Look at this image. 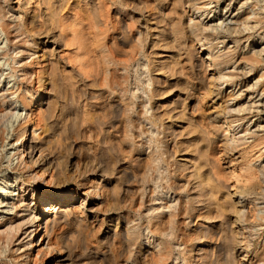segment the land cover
Masks as SVG:
<instances>
[{
  "label": "clouds",
  "instance_id": "obj_1",
  "mask_svg": "<svg viewBox=\"0 0 264 264\" xmlns=\"http://www.w3.org/2000/svg\"><path fill=\"white\" fill-rule=\"evenodd\" d=\"M238 3L248 25L240 34L264 33V0ZM189 8L200 10L193 0H176L167 14L132 0H0V170L24 179L55 170L77 198L87 189L88 199H105L120 223L98 240L84 215L87 200L81 203L58 234L69 264H264V130L241 131L239 120L218 126L210 114L196 121L180 108L173 125L188 126L177 132L152 111L160 65L147 50L150 22L172 29L177 42L169 46L188 56L189 82L207 83L209 67L236 63L234 47L216 50L209 64L192 63L191 47L178 41L203 43L210 30L195 19L182 23ZM130 12L140 13L135 27ZM129 49L134 55L121 64ZM13 138L25 141L23 157L8 143ZM229 169H242L238 183ZM205 218L221 222L219 236ZM29 239L17 232L0 264H32Z\"/></svg>",
  "mask_w": 264,
  "mask_h": 264
},
{
  "label": "rangeland",
  "instance_id": "obj_2",
  "mask_svg": "<svg viewBox=\"0 0 264 264\" xmlns=\"http://www.w3.org/2000/svg\"><path fill=\"white\" fill-rule=\"evenodd\" d=\"M141 2L144 3V5L149 9L150 12L152 6L155 5L159 12L167 14L172 11L173 4L176 3V0H165V2L160 3V5L156 4V0H150V2L149 0L133 1V3L135 4H140ZM184 2L188 3V0H184ZM193 2H198L201 9L199 11L196 10L192 11V9H187L186 11L190 13L189 14L190 16L191 13L193 12L192 17H194L195 20L199 19L203 23L207 24L208 29L210 31H206V32L209 34L208 36L210 37V40L202 39L203 43H205V45H203L202 48L200 46L199 41L193 44L192 43L193 38L187 35L185 36L184 39H180L178 43L184 44L186 47L187 46L191 47L194 53L192 59L193 64H196V62L200 61L201 57L202 58L207 57V51L209 45H212L214 47L213 50L214 52H216V50L225 51L229 48H233L237 46V50L236 52H234L236 63L227 64L221 70L223 72L226 71L225 73L233 74V79H230L226 76V78L224 79L225 81L223 80L221 81L220 84H218L219 96H214L215 93L214 91L215 88L217 87L216 79H215L217 73L215 72L216 70L215 68L209 67L206 73L207 83H201L200 80L189 82L190 77L182 74L184 73L185 69L188 67V63H187L188 56L182 55L177 47L169 46V45H173L174 42H177V37L174 35L172 29L170 27L165 28V25L163 24L157 26L155 23H150L148 24V27L151 28L152 32L150 36V47L147 50L148 51L154 50L153 53L154 57L156 59L157 64L160 65V67H158L157 71L154 73V79L158 81V83H155L152 86L153 88L152 111L154 113H157L159 117L166 118L164 120V125L165 127H168L170 124L173 125V117L177 115L174 109H180V107L182 108V106L184 108H187L188 110L186 115L190 114L191 117L194 116L193 117L194 120L201 121L205 114L215 115L223 111L221 109L222 108L224 109L225 106L232 108L233 110L231 113L236 114L237 113L236 111L238 109L247 107V104H250L253 101L251 106L252 107L251 113L248 114L245 119L240 121L238 127L240 128L241 131L242 130L244 131L245 128L247 129V131L256 130L257 132H259L260 130H264V103H263L264 102V62H263L264 53H261L259 56H257V59L260 61L258 63L259 65L256 64L254 69L251 70L248 74L243 73V71L247 70L248 68L247 66L246 69L244 70L241 68V66L244 64V62L241 60V57L243 55L246 54L251 55L254 49H258L264 46V39H262V37H264V33H260V34L251 33L249 34V37L247 36L248 33L246 32L243 33V35L235 34L233 36L224 34L223 31H225L227 27L226 25L227 20L231 17H234V15L235 16L240 15L237 12V8L239 7L238 0H231V3L230 0H195ZM207 4H211L212 7H207ZM181 11H182L181 9L176 10L177 16ZM16 14L18 15L19 12H17ZM139 15H140L139 12L129 14L130 19H128L127 21L129 27H135L133 21L136 18H138ZM187 16L188 15H185L183 17L182 23L187 24L189 20L188 18L190 17ZM149 20H151V16L149 17ZM143 23L144 21L142 20L141 24ZM243 36H247L248 38L244 39ZM217 42H221V43H217ZM128 53H129L128 55L118 58L121 64L126 65L128 63L131 56L134 55L133 49H129ZM176 58L178 59L177 60L178 63L174 64V60H176ZM204 61L205 64H209V58L205 59ZM107 75H108L107 71L101 74V78H100L101 86H104L108 83ZM5 87H7V84H5ZM204 91H207L206 94H203ZM177 94H181V96L183 97H180V100H177L176 97ZM225 100L228 102V104H226L227 102ZM239 114H241V111L239 112ZM187 126H188V121L186 120L178 121L175 125H173L175 131L177 132H183V129ZM8 143L16 144L17 148L20 149V155L23 157L22 155L23 153L21 152L22 147L20 145V139L16 141V139L13 138L12 140H9ZM3 148H4V137L2 135V132H0V150H3ZM12 151H13L12 148L8 149V152H12ZM187 157H188V153L186 150L185 158ZM41 171L42 170H39L38 173H41ZM241 172L242 169L239 170L229 169L228 179H230L233 184L238 183L239 180L242 178ZM46 173L48 172L46 171ZM51 173H48V175L47 174L43 175L45 182L44 184L46 185V188L50 187L46 183H48L47 181H49ZM90 175L92 176L93 179H99L94 174H90ZM20 177L23 178V174L19 171H14L11 168L0 170V201H2L3 199H7L6 201H9L8 205L6 206V209L4 208V212H0V222H3L11 215L12 207L10 205V202L17 197L16 193L20 192L21 194V191H19L18 188L20 187V181H21ZM30 183L33 184L34 180L31 179ZM67 183L68 181L65 179V184ZM24 186L28 187V188L26 187L23 194L25 196H28L29 206L31 207L33 206L40 209L42 207L40 205V202L31 200L30 196L32 195V187L27 183H25ZM72 187L74 188L75 185L73 184ZM42 189H45V186ZM67 189L71 190L70 188ZM41 191L42 190L39 189L38 192L36 193H40ZM86 193H87V189H84L78 193V196H80L84 200H87V204L85 205V209H84V215L87 218V222L90 223L94 228L95 227L97 228V225L99 224L98 222L102 223V230L100 232H96V233L94 232L96 238L98 240H101V233L102 231L105 232L107 230L108 223H111V227H114V225L117 224L120 227V223L116 219L117 213L108 211V202L105 199L99 197H93L91 199H88ZM141 203L142 201L137 200L136 208H140ZM2 210L3 208L0 207V211ZM254 218H255V213H253V219ZM197 219H199V217H197ZM204 222L207 225L214 227L217 230L216 233L217 236H219L218 235L219 229L221 227L220 221L205 219ZM59 227L57 228V230L63 228L61 224ZM32 229H34V227H29V229L27 228L25 230V233L23 234L19 233V235L24 236L25 234H29V232H31ZM29 237L30 239H34L31 238L30 234ZM17 239H19V237ZM8 246L9 243L7 241V238L0 236V250H3ZM12 246L15 247L14 242ZM93 247H95V245H93ZM51 255L52 254L48 253L45 250H41L38 252L37 246L35 244L31 248L32 264H50L48 261L52 258ZM84 261L85 260H83V262Z\"/></svg>",
  "mask_w": 264,
  "mask_h": 264
},
{
  "label": "bare ground",
  "instance_id": "obj_3",
  "mask_svg": "<svg viewBox=\"0 0 264 264\" xmlns=\"http://www.w3.org/2000/svg\"><path fill=\"white\" fill-rule=\"evenodd\" d=\"M193 1H195V0H193ZM149 2H150V0H149ZM163 6H165V5H163ZM189 9H191V8H189ZM192 11H193V9H192ZM192 14H193V12L191 13V16L188 15L190 17L188 18L189 20L187 23H189L190 21H192L194 19V17H192ZM18 15H20V13ZM197 21H199L200 24H202L205 29H208V26L206 23H203L199 19H197ZM226 25H227V27H226L225 31H223V32L225 35H229V36H233L235 34L238 35V34H240L241 29L248 27V25L243 24V18L240 15H236V16L234 15V17L229 18L227 20ZM230 33H232V34H230ZM208 35L209 34L207 32L204 33L203 38H201V39L210 40V37ZM247 36L249 37V33ZM199 43H200L201 48L203 47V45H205V43H201L200 41H199ZM234 49H235L234 52H236L237 46L234 47ZM213 50H214V47L212 45H209L208 51H207V57H205V58L201 57L200 61H198L196 63L205 64V61H204L205 59H208L209 57L215 55V52ZM226 51L227 50H225V51L223 50L220 52H226ZM261 53H264V46H262L261 48H258V49H254L252 51L251 55L246 54V55H243L241 57V60L244 62V64L242 63L243 65L241 66V68L244 70V69H246V66L248 67L247 70L243 71L244 74H248L251 70L254 69L255 65L260 62L257 59V56H259ZM165 54H167V53H165ZM129 57H128V59H129ZM224 58L227 59L228 57L225 56ZM177 60H178L177 58H176V60H174V64L178 63ZM263 62H264V59H263ZM221 70L222 69H219V70L216 69L215 70V72L217 73L216 78L220 77V76H223L224 78L223 79H216L215 78L217 87L215 88L214 96H219L218 84H220L221 81H223L226 78V76L230 79H233V74L225 73L226 71L223 72ZM109 77H110V74L108 72L107 82L109 81ZM163 79H165V78H163ZM171 80H173V79H171ZM171 85H172V83H171ZM184 88H185V86H184ZM167 89H168V87H167ZM206 92L207 91H204L203 94H206ZM176 97H177V100H180V97H183V96H181V94H177ZM252 103H253V101L250 104H247V107H243L242 109H238L236 111L237 112L236 114L231 113L233 110L232 108L225 106L224 109L223 108L221 109L223 111L219 112V115H217V114L213 115L216 117L215 123L218 126H223L229 121H231L233 124H235V122L237 120L241 121V120L245 119L247 117V115L251 113ZM180 104H179V106H180ZM226 104H228V102ZM182 108H184V107L182 106ZM240 111H241V114H239ZM176 114H178V113L176 112ZM244 131H247V129L245 128ZM15 139H16V141H18V139H20V145L22 147L21 152L24 154V151L26 150L25 141L21 138H15ZM24 159L27 160V158H24ZM39 170H42L41 173H38ZM39 170H33L27 176L26 179L20 177L21 178L20 179L21 180L20 181V187H18V188H19V191H21V194H20V192L16 193L17 197L10 202V205L12 207V212H11V215L7 219H5L3 222H0V236L4 237V238L6 237L8 243H10L13 241V237L16 235L17 232H19L20 234H23V233H25V230L27 228L29 229V227H34V229H32L31 232H29V234L31 235V238H34V239L28 240L29 246L32 248L33 245L35 244L37 246L38 252L41 250H45L48 253L52 254L51 255L52 258L49 261L47 260L50 264H62V262H63V264H69V262L67 260L68 253L65 251L62 244L58 242V234L62 232L63 228H61L59 230H57V228L60 226V224H61V226H63L65 216H67L68 220H73L75 217L72 216L71 213L74 211H80L81 203H83L85 200L83 198H81L80 196H78L79 198H77V193H75L72 190H69L66 187H64L65 180H63V183L61 181H59L55 175V170L53 173L50 174L49 181H47L48 183H46L50 187L46 188V185L44 184L45 182H44L43 175H45V174L48 175V173H46V170L43 168H41ZM31 179L34 180L33 184L30 183ZM25 183L29 184L32 187V195L30 196L31 200H35L36 202H40V205L42 206L40 209L33 207V206L32 207L29 206L28 196H25L23 194L24 190L27 187V186H24ZM44 186H45V189H42V188H44ZM110 186L114 187V185H110ZM39 189H41L42 191L40 193H36V192H38ZM33 196H34V199H33ZM26 199H27V201H26ZM6 200L7 199H3L2 201H0V207L3 208V210L0 212H4V208L6 209V206L8 205L9 201H6ZM1 218H3V217H1ZM205 219L211 220L208 218H205ZM56 221H60L61 223L57 224ZM98 223L99 224L97 225V228L95 227L96 229L93 227L96 230L95 233L100 232L102 230V223L101 222H98ZM25 225H27V226H25ZM35 229H36V231H35ZM53 229H54V231H52ZM119 229H120V227L118 224L114 225V227H111L110 229L107 227V230L105 232L102 231V233H101V240H104L109 235V231L112 234H114ZM50 231H52L51 236H49ZM16 238H18V236ZM53 248H55L56 251H53ZM33 263H35V262H33ZM81 264H88V261L87 260H85L84 262L82 261Z\"/></svg>",
  "mask_w": 264,
  "mask_h": 264
}]
</instances>
